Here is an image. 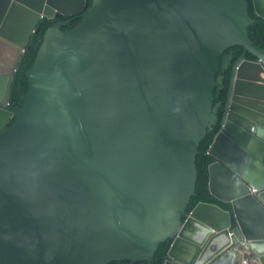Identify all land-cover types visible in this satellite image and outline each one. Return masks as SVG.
<instances>
[{"label": "water", "instance_id": "1", "mask_svg": "<svg viewBox=\"0 0 264 264\" xmlns=\"http://www.w3.org/2000/svg\"><path fill=\"white\" fill-rule=\"evenodd\" d=\"M251 4L264 18V0H94L75 27L47 30L14 111L39 22L86 0H0V49L18 45L0 75V264H151L165 240L163 264H264V48L249 37ZM16 10L26 23L9 19ZM237 44L220 119L217 73ZM218 120L209 190L231 209L186 212Z\"/></svg>", "mask_w": 264, "mask_h": 264}, {"label": "trees", "instance_id": "2", "mask_svg": "<svg viewBox=\"0 0 264 264\" xmlns=\"http://www.w3.org/2000/svg\"><path fill=\"white\" fill-rule=\"evenodd\" d=\"M93 2L94 0H86L85 8L81 12L71 16L58 14L55 18H44L39 22L36 31L32 34L26 46V50L20 59L18 70L15 73L10 95L9 108L16 111L21 107L23 101L25 100L29 89L26 71L35 62L47 30L53 26L55 22L60 20L67 21V23L62 25V30L64 31L75 27L83 20L85 12L91 8ZM249 12L252 18L255 19V22L248 28L249 37L255 45L264 48V18H261L254 13L252 4L249 7ZM230 50H232L233 55L231 64L227 68L220 69L217 73V76H221L224 82L223 86L218 87L215 90L214 105H218L220 119L223 117L226 110L228 88L232 77V65L243 53V47L237 44L227 49L225 53H230ZM248 58L255 59V57L250 53H248ZM14 121L15 119H12L7 126L12 125ZM221 126V120H218L213 125V128L208 130L203 139L200 141L196 156V166L198 169L196 191L190 197V200L186 206V212H190L199 202H212L221 205L225 209H231L230 204L217 199L210 193L209 190V165L215 161V158L209 153V148L213 143L215 136L221 129ZM170 244L171 242L169 240L162 241L159 244L153 255V261L151 264L164 263L167 252L170 248ZM108 264H147V261L137 260L132 263L131 260L124 259L114 260Z\"/></svg>", "mask_w": 264, "mask_h": 264}, {"label": "crops", "instance_id": "3", "mask_svg": "<svg viewBox=\"0 0 264 264\" xmlns=\"http://www.w3.org/2000/svg\"><path fill=\"white\" fill-rule=\"evenodd\" d=\"M9 19H10V20H15V21H17V23H19L20 25L26 23V21H27V17H26V15L23 14L20 10H16L15 12H13V13L10 15V18H9ZM8 29H9L10 32H12V33L15 34L16 29L14 28L13 25H9V26H8ZM5 47H8V48L11 50V52L13 53V57H15V55L17 54V50H16V48L18 47V45H16L15 43H13V42H11V41H9V40H6V43H3V44L1 45V49H0V66H1V51H2V49L5 48ZM11 65H12V64H11ZM11 65H10V67H11ZM7 73H8V72H7ZM7 73H3V72L0 71V75H3V76H6ZM246 250H247L248 254L256 255L255 252H253V251H249L247 248H246Z\"/></svg>", "mask_w": 264, "mask_h": 264}, {"label": "flooded vegetation", "instance_id": "4", "mask_svg": "<svg viewBox=\"0 0 264 264\" xmlns=\"http://www.w3.org/2000/svg\"><path fill=\"white\" fill-rule=\"evenodd\" d=\"M230 53H232V50H230ZM228 54V53H225ZM13 53L8 47H5L1 51V66L0 71L3 73H7L10 69V65L13 62Z\"/></svg>", "mask_w": 264, "mask_h": 264}, {"label": "built area", "instance_id": "5", "mask_svg": "<svg viewBox=\"0 0 264 264\" xmlns=\"http://www.w3.org/2000/svg\"><path fill=\"white\" fill-rule=\"evenodd\" d=\"M231 234H233V232H231Z\"/></svg>", "mask_w": 264, "mask_h": 264}]
</instances>
